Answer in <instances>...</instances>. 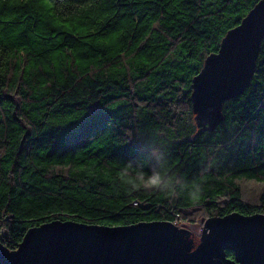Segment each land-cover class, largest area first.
<instances>
[{"label":"trees","instance_id":"trees-1","mask_svg":"<svg viewBox=\"0 0 264 264\" xmlns=\"http://www.w3.org/2000/svg\"><path fill=\"white\" fill-rule=\"evenodd\" d=\"M257 1L0 8V244L15 250L56 220L264 213V37L248 88L224 103L213 132L197 134L189 101L205 57ZM113 36L111 47L97 43Z\"/></svg>","mask_w":264,"mask_h":264},{"label":"water","instance_id":"water-1","mask_svg":"<svg viewBox=\"0 0 264 264\" xmlns=\"http://www.w3.org/2000/svg\"><path fill=\"white\" fill-rule=\"evenodd\" d=\"M263 37L264 0H258L192 78L189 101L197 134L213 132L224 103L248 88ZM0 248V264H241L237 251L244 264H264V215L210 217L200 236L171 222L111 228L56 220L29 229L15 250Z\"/></svg>","mask_w":264,"mask_h":264},{"label":"snow or ice","instance_id":"snow-or-ice-1","mask_svg":"<svg viewBox=\"0 0 264 264\" xmlns=\"http://www.w3.org/2000/svg\"><path fill=\"white\" fill-rule=\"evenodd\" d=\"M24 3L29 4L31 6H35V7H40L43 9H47V10H53L54 7L56 6V0H24ZM177 3H179V0H177ZM5 4H8L9 7H19L22 6L19 3V0H0V8H3ZM175 7V5H174ZM199 20H195L193 21V24H198ZM53 27L62 29L65 32H69L72 33V29L69 26L66 25H62L60 23H55L53 25ZM72 34H76V33H72ZM84 35H87V33H83ZM118 39V36H113L111 37L110 41L106 40V41H98V44L101 45H108L109 47L112 46V44H114L116 42V40ZM53 62L55 63V60L53 59ZM79 63V62H78ZM49 69L45 66V71H48ZM235 130V129H234ZM217 143H222V141H218ZM222 150V149H221ZM77 171H85L84 169H78ZM159 178H153L151 181H149V184L155 185L158 183ZM231 182V181H230ZM261 185H264V180L260 181ZM47 215V214H45ZM260 215H264V213H260ZM7 219V218H6ZM33 219H39V217H33ZM72 223H83V221L80 220H76V221H72ZM99 227H111V228H120V227H124V225L122 224H109V225H99ZM35 235L39 236L41 235V233H35ZM7 239V233L4 232L3 229H0V241H3ZM9 243H11V241H8ZM27 246V245H26ZM0 251L3 252V249L0 248ZM233 251H235V249H233ZM20 252H23V249L20 250ZM19 255V253L17 254ZM236 259L241 261V264H244L243 259H241V253L239 251H237V256Z\"/></svg>","mask_w":264,"mask_h":264},{"label":"rangeland","instance_id":"rangeland-1","mask_svg":"<svg viewBox=\"0 0 264 264\" xmlns=\"http://www.w3.org/2000/svg\"><path fill=\"white\" fill-rule=\"evenodd\" d=\"M191 119L193 121V125H195L193 115ZM205 219V215L197 209L185 210L181 212V217L175 221V224L178 227L189 230L196 236H200Z\"/></svg>","mask_w":264,"mask_h":264}]
</instances>
